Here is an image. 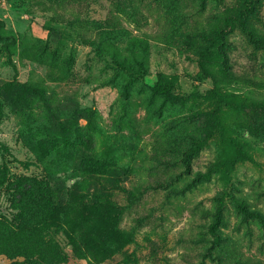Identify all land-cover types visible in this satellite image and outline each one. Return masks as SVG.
Wrapping results in <instances>:
<instances>
[{"label":"rangeland","instance_id":"obj_1","mask_svg":"<svg viewBox=\"0 0 264 264\" xmlns=\"http://www.w3.org/2000/svg\"><path fill=\"white\" fill-rule=\"evenodd\" d=\"M210 90L264 101V0H0V216L46 180L70 264H264V108Z\"/></svg>","mask_w":264,"mask_h":264},{"label":"trees","instance_id":"obj_2","mask_svg":"<svg viewBox=\"0 0 264 264\" xmlns=\"http://www.w3.org/2000/svg\"><path fill=\"white\" fill-rule=\"evenodd\" d=\"M237 22L245 26L246 16L244 11L237 14ZM248 35L255 40L251 31L246 29ZM157 90H166L161 84ZM208 97L215 100L217 107L226 106L239 111H247V108L262 109L264 101L251 96L237 98L228 94L219 93L215 90L208 92ZM224 140L233 146L232 163L240 159L250 160V145L238 137L227 132L226 125L218 121ZM226 161H221L224 164ZM13 205L15 213L11 218L0 216V253L10 260L22 257L28 260L26 264H64L70 259L65 256L60 246L52 243L48 238V229L59 225V206L54 199V194L46 180L30 179L24 185L15 187ZM261 215V214H259ZM262 218V216H259ZM109 225V224H107ZM12 235V236H10ZM101 236H121L117 229L101 226ZM8 242L18 245L22 250L13 253L8 247ZM32 247L28 250L27 247ZM9 264H24L20 261H11ZM70 264V263H69ZM78 264V263H73Z\"/></svg>","mask_w":264,"mask_h":264}]
</instances>
